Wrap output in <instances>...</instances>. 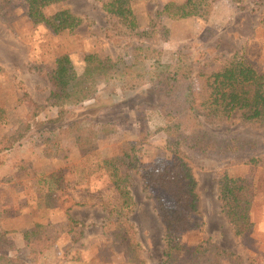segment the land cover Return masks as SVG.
I'll list each match as a JSON object with an SVG mask.
<instances>
[{"label":"rangeland","instance_id":"374dc122","mask_svg":"<svg viewBox=\"0 0 264 264\" xmlns=\"http://www.w3.org/2000/svg\"><path fill=\"white\" fill-rule=\"evenodd\" d=\"M106 1L63 0L44 9L46 17L68 10L82 20L71 32L55 35L33 24L22 0H0V140L27 121L30 104L44 107L29 121L30 135L0 155V234L15 246L0 251V264H201L198 247L205 242L239 259L223 264H264V145L254 142H264L263 127L236 118L216 122L201 111L199 120L207 130L235 138L241 147L229 158H203L170 148L172 141L160 130L165 124L159 113L139 110L173 100L148 85L124 94L98 80L89 100L65 107L57 124L51 122L57 109L48 107L54 89L50 73L63 54L80 75L88 54L115 60L149 42L161 50L173 83L180 74L179 53H187L197 104L206 98L205 79L199 75L218 72L234 55L263 73L264 29L259 23L264 0H203L210 6L208 14L177 21L161 15L162 7L186 0H134L137 25L130 32L101 11ZM78 121L92 123L95 130L80 127L77 131L83 132L59 138L56 127L65 129ZM140 132L146 139L138 136ZM129 146L134 147L132 166L130 160L118 165L131 212L121 210L120 196L102 168L103 160L118 159L123 148L130 154ZM173 155L191 169L199 207L195 228L178 235L177 248L167 259L163 227L153 209V198L165 196L155 184L147 186L144 177L162 170ZM254 157L261 160L251 166L248 161ZM223 172L252 187V226L239 237L221 210L217 180ZM69 220L81 224V237L69 233ZM32 230L34 239H40L33 244L34 254L25 248L23 236ZM49 243L51 248L42 251Z\"/></svg>","mask_w":264,"mask_h":264},{"label":"trees","instance_id":"16d2710c","mask_svg":"<svg viewBox=\"0 0 264 264\" xmlns=\"http://www.w3.org/2000/svg\"><path fill=\"white\" fill-rule=\"evenodd\" d=\"M22 1L33 24H42L55 35L71 32L82 23L81 18L72 15L68 10H62L50 17L44 15V9L63 0ZM132 1L134 0H107L101 5V11L106 16L117 18L122 27L130 32L137 25L131 8ZM209 11V4L203 0H186L183 3L170 1L164 4L160 14L169 20L177 21L195 17L201 12L208 14ZM259 25L264 29V19L261 18ZM161 59V50L148 42L135 46L115 60L100 59L95 53L88 54L83 59V72L78 75L69 57L59 55L55 60V68L50 73V82L54 89L49 95L48 107L57 109V117L51 122L56 124L60 122L65 107L77 106L89 100L96 91V82L102 80L104 84L119 92H129L148 85L151 89L159 91L162 96L173 97L170 104L155 109L143 106L139 107V110L158 112L165 124L160 130L172 141L170 148L183 149L196 157L229 158L241 148L237 139L207 130L199 120L201 111L207 113L206 119L212 117L210 119L216 122H227L236 118L244 124L264 128V72H257L246 64L240 55H234L225 61L216 73L199 75L205 79L206 88V98L200 104L195 102L191 87L188 54L179 53L177 64L180 74L173 83H170L168 78L169 65L162 63ZM26 97L24 94L23 98ZM30 105L27 121L22 123L13 135L0 140V155L16 149V146L30 135L32 127L29 121L36 118L44 109L38 104ZM84 122H75L65 129L56 127V132L59 138H65L76 132H83L77 131L80 127L84 130H95L92 123ZM138 136L146 139L147 134L140 132ZM254 142L256 146L258 143L264 145L258 138H255ZM129 147L130 154L123 148L118 159L102 161V168L122 201L121 210L126 208L128 211L131 210L129 207L132 206V201L125 188V177L119 174L118 163L125 164L126 160H130L128 166H132L134 147ZM259 160H261L259 157L251 158L248 164L257 165ZM144 179L147 186L155 184L165 196V199L159 196L153 198V209L163 227L165 257L168 259L171 252L177 248L175 239L178 235L195 228V217L199 207L196 182L189 166L176 155L172 156L171 162L162 170L148 173ZM217 191L222 213L232 233L237 237L244 235L252 226L249 215L252 187L248 186L244 179L231 177L223 172L217 180ZM69 222V233L75 236L78 232L77 238L81 237V224L74 220ZM23 236L25 248L34 254L33 244L38 243L40 239H34V230L24 232ZM130 238V241L133 240V237ZM50 244L42 251L49 250ZM14 247L12 242L0 234V251L14 250ZM198 248L202 249L200 253H203L201 264H223L230 259L239 261L232 254L221 251L210 242H205Z\"/></svg>","mask_w":264,"mask_h":264},{"label":"crops","instance_id":"0c3cea01","mask_svg":"<svg viewBox=\"0 0 264 264\" xmlns=\"http://www.w3.org/2000/svg\"><path fill=\"white\" fill-rule=\"evenodd\" d=\"M137 92H138V91H137ZM128 93L130 94V93H132V91H131V92H130V91H129V92H125L124 94H128ZM134 95H136V93L133 92V96H134ZM108 112H109V111H108ZM111 112H114V111L112 110ZM118 112H119V111H118ZM114 116H116V115H114ZM114 116H113V117H114Z\"/></svg>","mask_w":264,"mask_h":264}]
</instances>
